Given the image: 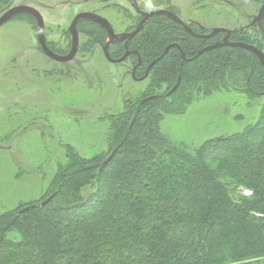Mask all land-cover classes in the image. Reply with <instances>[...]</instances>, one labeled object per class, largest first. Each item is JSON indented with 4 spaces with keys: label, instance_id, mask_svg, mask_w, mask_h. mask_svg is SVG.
<instances>
[{
    "label": "trees",
    "instance_id": "obj_1",
    "mask_svg": "<svg viewBox=\"0 0 264 264\" xmlns=\"http://www.w3.org/2000/svg\"><path fill=\"white\" fill-rule=\"evenodd\" d=\"M111 1L106 6L118 5ZM133 18L127 31L141 16ZM188 24L204 32L211 28ZM77 30L91 44L107 40L106 31L90 20H80ZM222 35L195 38L154 15L131 39L109 44L110 57L129 50L125 60L131 67L140 61L135 77L168 44L177 46L150 68L147 89L112 119L111 149L104 157L67 150L41 198L55 193L48 203L18 204L0 213V264H264V69L242 48L196 55ZM245 37L232 30L230 40L254 44ZM181 53L192 59L183 60ZM218 90L259 97L258 119L194 150L161 133L164 115L182 113L191 101Z\"/></svg>",
    "mask_w": 264,
    "mask_h": 264
},
{
    "label": "rangeland",
    "instance_id": "obj_2",
    "mask_svg": "<svg viewBox=\"0 0 264 264\" xmlns=\"http://www.w3.org/2000/svg\"><path fill=\"white\" fill-rule=\"evenodd\" d=\"M111 2L118 5L106 6V0H0V14L15 5L37 8L46 41L60 55L70 49L68 27L77 13H96L121 33L133 24L134 14L167 7L186 23L241 30L264 51L263 0ZM81 35L74 58L57 62L41 52L33 16L19 14L0 26V213L39 203L58 166L66 162L67 150L85 158L104 157L111 149L107 133L112 119L147 89V78L131 76L129 59L109 62L101 45ZM261 105L259 97L238 90L214 91L191 101L182 113L164 115L160 131L194 150L207 139L244 130L258 119ZM239 191L249 195L247 189ZM7 236L19 238L16 232Z\"/></svg>",
    "mask_w": 264,
    "mask_h": 264
},
{
    "label": "water",
    "instance_id": "obj_3",
    "mask_svg": "<svg viewBox=\"0 0 264 264\" xmlns=\"http://www.w3.org/2000/svg\"><path fill=\"white\" fill-rule=\"evenodd\" d=\"M21 13L31 15L35 18V20H36V38H37V41L40 45V49L47 57H49L50 59H53L57 62L69 61L76 54L77 49H78V44H79V34H78V30H77V23L82 19H87V20H90L94 23H97L100 27H102L106 31L107 40L102 45L103 54L109 62L120 63V62L124 61L131 52L129 50H126L121 57L114 59V58L110 57V55L108 54L109 44L111 42H122V41H126V40L131 39L133 36H135L140 31L144 22L148 18H150L151 16H154V15H163L166 18H168V19L174 21L175 23L179 24L186 33L190 34L191 36H193L195 38L206 39V38L212 37L213 35H215L217 33H223L224 34L221 41H218V42L209 44L207 46H204L203 48H201L197 51L196 55H199L205 51H209L211 49H215V48L222 47V46L242 48V49L251 51L257 57L260 65L264 69V52L261 49H259L258 47L254 46L252 44L246 43V42H242V41H235V42L230 41V39H229L230 30L227 28H224V27H214L207 34L197 33L190 26H188V24H186L179 16H177L174 12H172L168 9H153V10L141 12L140 13L141 18L138 21V23L136 24L135 28L132 29L131 31H124L121 33H116L114 31L113 27L111 26V24L108 22V20L106 18L96 14V13H93V12L77 13L73 16L72 20L70 21L69 27H68V31L71 35V46H70L69 51L64 55L56 54L48 48L47 43H46V39H45L44 21H43L42 15L34 7L27 6V5H15V6H12L10 8H7L0 15V26L4 22H6L8 19H10L12 16H14L16 14H21ZM174 45L177 46L176 43L168 44L164 48L163 53L161 55H159L157 58L153 59L147 65L144 75L136 78L134 76V69H135V67H137L140 64V61L138 60L136 66H134L132 68L131 76L133 78H135L136 80L145 79L150 68L158 60H160L168 52V50ZM181 57L183 60H191L192 59V58L186 59L183 53H181ZM138 59H139V56H138ZM174 88H175V86L172 88V90ZM116 151H117V147L112 149V151L108 154V156L102 161L101 167H103L113 157V155ZM54 195H55V193L50 194L44 200L40 201L39 204L41 206L45 205L46 203H48L53 198ZM29 207H33V205L26 206L22 210H26Z\"/></svg>",
    "mask_w": 264,
    "mask_h": 264
},
{
    "label": "flooded vegetation",
    "instance_id": "obj_4",
    "mask_svg": "<svg viewBox=\"0 0 264 264\" xmlns=\"http://www.w3.org/2000/svg\"><path fill=\"white\" fill-rule=\"evenodd\" d=\"M263 7H264V3H263ZM35 9H37V8H35ZM3 12H4V11H3ZM3 12H2V13H3ZM2 13H1V14H2ZM174 13H175V12H174ZM1 14H0V15H1ZM21 14H25V13H21ZM176 14H177V13H176ZM17 15H19V14H16V15L12 16L10 19L14 18V17L17 16ZM258 15H259V14H258ZM258 15H257V16H258ZM30 16H31V15H30ZM257 16L254 18L253 21H255V20L257 19ZM10 19H8V20H10ZM8 20H7V21H8ZM139 20H140V19H139ZM7 21H6V22H7ZM137 23H138V22H137ZM250 23H251V22H250ZM190 27H191V26H190ZM195 27H197V25H195ZM195 27H194V28H195ZM212 28H213V27H211L210 30H211ZM195 29H196V28H195ZM210 30L204 32L202 29H201V31H199V30L196 29V30H194V31L197 32V33H201V34H207L208 32H210ZM202 31H203V32H202ZM231 31H232V30H231ZM231 31H230V35H231ZM217 34H218V33H217ZM215 35H216V34H215ZM215 35H213V36H215ZM213 36H212V37H213ZM222 36H223V35H222ZM212 37H209V38H212ZM209 38H206V39H209ZM36 39H37V38H36ZM202 39H203V38H202ZM220 39H222V37H221ZM229 39H230V36H229ZM251 40H254V41L256 42L255 39H251ZM37 42H38V41H37ZM255 42H254V44H253V43H249V44H252V45H255V46H256V43H255ZM46 43H47L48 48L52 51V49L49 47L47 41H46ZM214 43H215V42H214ZM38 44H39V43H38ZM208 45H209V44H208ZM39 47H40V45H39ZM256 47H258V46H256ZM40 50H41V49H40ZM41 52H42V51H41ZM52 52H54V51H52ZM42 53H43V52H42ZM54 53H56V52H54ZM43 54H44V53H43ZM56 54H58V53H56ZM44 55H45V54H44ZM45 56H46V55H45ZM74 56H75V55H74ZM48 58H49V57H48ZM73 58H74V57H73ZM73 58H72V59H73ZM72 59H71V60H72ZM69 61H70V60H69ZM66 62H67V61H66ZM134 66H136V64H135ZM134 66L131 67V69H130V74H131L132 68H133ZM134 70H135V69H134ZM145 71H146V70H145ZM136 78H138V77H136Z\"/></svg>",
    "mask_w": 264,
    "mask_h": 264
}]
</instances>
